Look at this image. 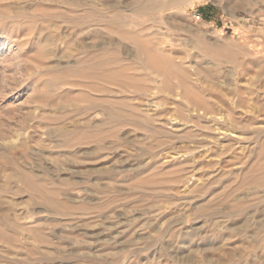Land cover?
<instances>
[{"label": "rangeland", "instance_id": "1", "mask_svg": "<svg viewBox=\"0 0 264 264\" xmlns=\"http://www.w3.org/2000/svg\"><path fill=\"white\" fill-rule=\"evenodd\" d=\"M0 264H264V0H0Z\"/></svg>", "mask_w": 264, "mask_h": 264}, {"label": "built area", "instance_id": "2", "mask_svg": "<svg viewBox=\"0 0 264 264\" xmlns=\"http://www.w3.org/2000/svg\"><path fill=\"white\" fill-rule=\"evenodd\" d=\"M193 17L196 19V20H199L201 18V13L199 10H194L193 11Z\"/></svg>", "mask_w": 264, "mask_h": 264}, {"label": "bare ground", "instance_id": "3", "mask_svg": "<svg viewBox=\"0 0 264 264\" xmlns=\"http://www.w3.org/2000/svg\"><path fill=\"white\" fill-rule=\"evenodd\" d=\"M98 62H99V61H98ZM98 62H97V63H98Z\"/></svg>", "mask_w": 264, "mask_h": 264}]
</instances>
